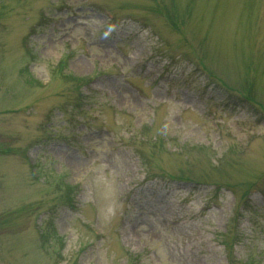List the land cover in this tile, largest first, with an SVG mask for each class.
<instances>
[{
    "label": "rangeland",
    "instance_id": "1",
    "mask_svg": "<svg viewBox=\"0 0 264 264\" xmlns=\"http://www.w3.org/2000/svg\"><path fill=\"white\" fill-rule=\"evenodd\" d=\"M0 264H264V0H0Z\"/></svg>",
    "mask_w": 264,
    "mask_h": 264
},
{
    "label": "trees",
    "instance_id": "2",
    "mask_svg": "<svg viewBox=\"0 0 264 264\" xmlns=\"http://www.w3.org/2000/svg\"><path fill=\"white\" fill-rule=\"evenodd\" d=\"M64 201H65V204H66V205L71 206V203H72V197H71V195L69 194V190H67V193L64 195ZM46 225H47V223H46ZM47 227L49 228V227H51V225L48 224ZM49 229H51V228H49ZM51 230H52V229H51ZM41 234H43L42 238H43V239H46V240H49L50 237H51V234H50L49 232H47V231H43ZM43 239H42V240H43ZM57 240H60V238L58 237Z\"/></svg>",
    "mask_w": 264,
    "mask_h": 264
}]
</instances>
